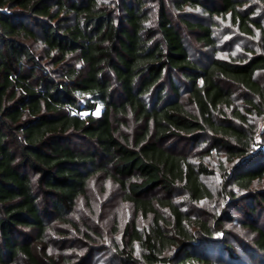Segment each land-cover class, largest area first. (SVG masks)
<instances>
[{
	"label": "trees",
	"instance_id": "trees-1",
	"mask_svg": "<svg viewBox=\"0 0 264 264\" xmlns=\"http://www.w3.org/2000/svg\"><path fill=\"white\" fill-rule=\"evenodd\" d=\"M254 9L248 0H0V264H58L46 247L51 218L70 222L98 172L123 187L135 215L151 217L144 229L124 224L125 264H264V25ZM214 17L257 35L260 51L193 56L216 44ZM128 119L132 134H120ZM173 140L224 154L217 195L206 182L213 170ZM179 190L223 205L190 215ZM232 222L247 236L236 245Z\"/></svg>",
	"mask_w": 264,
	"mask_h": 264
},
{
	"label": "rangeland",
	"instance_id": "rangeland-1",
	"mask_svg": "<svg viewBox=\"0 0 264 264\" xmlns=\"http://www.w3.org/2000/svg\"><path fill=\"white\" fill-rule=\"evenodd\" d=\"M251 4L255 3L254 13L259 16L264 25V8H262L256 0H248ZM247 5V4H246ZM194 15H198V19L205 20L206 16H201L199 10H189ZM212 24L215 25V41L214 47L194 51L191 48L193 56H199L202 61H206L212 56L219 58H235L243 59L249 56V50L260 51L259 38L257 35L252 38H244L237 36L236 30L230 25L227 17H214ZM199 51V52H198ZM201 51V52H200ZM263 73L258 75L263 80ZM262 126L263 122L259 123ZM133 121L128 119L127 125L119 126L120 134H132ZM78 143L79 141L76 140ZM174 150H191V156L195 160L198 158L213 170L211 175L207 176L206 182L216 193L219 190L223 180L219 174L222 169L227 168L230 164L225 160L224 154L217 150L206 153L207 144L200 142L193 144H185L182 142L171 141L169 144ZM257 187H264V179L256 184ZM86 197H81L70 216V222H62L55 217L51 218V227L48 235L49 243L47 251L51 254L58 264H125L119 250L121 249L120 241L122 230L125 223L134 222L137 228L144 229L151 221V217H141L135 215L132 207L124 200V189L115 180H112L107 173L98 172L92 176L87 187ZM215 195V196H216ZM174 198L180 202L181 208L189 212L190 215H202L208 218L212 213L217 212V208L222 206L220 197H214L211 201H203L198 203H190L185 194L176 191ZM233 214L237 217L236 211ZM228 224V223H227ZM232 225V226H231ZM233 229V236H229L227 241L233 242L239 239H245L246 231L238 228V224H228ZM90 237H88V235ZM127 240V238H126ZM239 251V246L235 247ZM133 252L138 260L145 253L143 247L137 242H133ZM143 264V263H142ZM222 264V263H221Z\"/></svg>",
	"mask_w": 264,
	"mask_h": 264
},
{
	"label": "built area",
	"instance_id": "built-area-1",
	"mask_svg": "<svg viewBox=\"0 0 264 264\" xmlns=\"http://www.w3.org/2000/svg\"><path fill=\"white\" fill-rule=\"evenodd\" d=\"M99 112H100V107H99V106H97V107L95 108V110L90 111V113H91L92 115H98ZM70 113H71V114H78V116H80V118H84L85 115L88 114V111H86V110H78V111H77V110H71Z\"/></svg>",
	"mask_w": 264,
	"mask_h": 264
}]
</instances>
